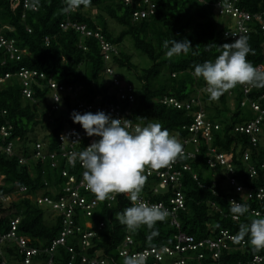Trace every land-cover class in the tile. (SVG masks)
<instances>
[{
    "label": "trees",
    "instance_id": "16d2710c",
    "mask_svg": "<svg viewBox=\"0 0 264 264\" xmlns=\"http://www.w3.org/2000/svg\"><path fill=\"white\" fill-rule=\"evenodd\" d=\"M27 1L29 6L25 7V0H0V36L8 42L12 40L18 49L13 53L6 46H0V177L4 178L0 192L12 193L16 191L15 188L26 186L25 194L34 197L38 194L49 195L55 200L65 193L67 177L61 173L62 166L52 171L47 159L44 161L33 158L31 148L44 142L47 144L45 148L53 149L57 146L58 136L64 128H82L70 118L71 110H80L81 113L90 111L78 110L79 102L87 104L98 101L101 97V104H120L125 119L142 123V126L148 122H158L170 134L177 131L184 135L187 130L182 127L189 124L191 116L184 109L168 106L159 99L164 95L189 101L195 98V102L191 101V108L198 109L202 105L205 116L220 125L221 130H214L212 140L218 151L228 152L234 144L241 143L244 148H252V157L245 161L243 157L234 154L231 159L232 172L224 171L220 167L209 169L206 164L208 144L202 141V154L193 167L199 173L203 185H198L190 173L186 174L183 191L187 194L188 208L180 211L178 215L180 225H173L171 216L167 215L165 220L155 223V236L151 235L152 229L144 225L135 231H129L116 220L115 213L130 206L131 202L126 194L117 193L109 205L106 200H100L90 215L77 207L73 219L76 227L67 240L68 245L76 248L77 256L72 264H80V255L83 254L88 258L83 264H96L92 263L95 259H104L108 264H124L121 258L130 257V254L122 257L119 250L124 247L126 235L133 239L127 246L133 252L147 247L161 248L171 245L175 241L174 235L180 230L201 239L216 236L221 228L227 229L234 235L235 240L231 241L232 247L224 249L220 256L223 264L261 252L262 248L257 249L250 244L247 234L240 236L238 233L242 224L246 225L251 219L257 218L258 215L253 210H262L259 216H264L263 203L234 194L232 190H225L221 183L228 175H234L247 187H264V168L259 169L252 178L246 172L247 163L264 160V140L259 142L260 147L256 149L250 146L248 135L234 131L236 124L253 117L252 110L241 105L243 91L240 87L233 89L235 105L232 107L225 93L220 94L216 101L210 100L203 91L205 81L193 74L196 64L213 60L219 54L218 46L234 41L223 36L224 23L220 21L214 6L218 0H156L154 13L145 18H134L133 12L143 7L136 1L128 3L125 0H77L72 7L68 6L67 0ZM239 4L252 14H260L264 20V0H240ZM93 9L98 13L93 14ZM66 21L71 25H84L91 34L81 33V30L73 26L63 28L61 23ZM114 21L121 26L119 30L113 26ZM95 32L101 38L95 36ZM263 32L260 21H250L249 31L245 34L250 47L246 59L253 66H264ZM175 39H187L191 47L187 53L170 57L166 55L163 42ZM102 40L111 45V49L106 51L108 57L102 48ZM132 47L149 59L148 66H142L139 59H134L135 52ZM19 54L20 57L17 58ZM107 67L113 68V74L118 76L124 90L114 85L113 74L105 72ZM116 67L134 73L137 86L125 80ZM24 71L29 72L27 77L20 75ZM106 77L110 82H106ZM24 80L29 82L30 97L23 92ZM50 81L65 89L59 92L58 103L53 101V95L57 91L50 86ZM127 84L132 86L129 92L126 91ZM69 87H73V90L67 92ZM123 92L126 94L125 98L122 97ZM129 93L134 96V101L129 100ZM261 93H264V87H254L250 96L255 98ZM261 101L264 102V99ZM56 104L58 107H54ZM39 128L43 131L39 132ZM9 145L12 146L11 153L7 150ZM21 158L24 161H20ZM77 167L78 165L68 167L69 172H77ZM214 179L217 183L212 185ZM153 182V177H144L140 194L151 202L161 199L167 202L168 195L153 196L150 184ZM210 187H216L217 193H213ZM24 193L15 200L0 199V234L11 230L12 220L20 217L18 233L28 236L30 244L42 249L35 255L33 264H44L50 256L44 250L59 235L62 227L61 216H51L48 208L37 205L35 200L23 195ZM230 196H236L240 203L247 205V212L237 215L236 219L230 212V205L225 201ZM212 199L221 206H212ZM100 222L104 223L103 227L88 238L85 249L81 252L82 234L97 229ZM241 241L245 242L244 249L239 248ZM0 247V264L6 257L14 258L22 264L25 253L20 252L17 244L0 241ZM199 251L203 252L201 258L197 255ZM70 254L66 245L58 246L53 259L59 264H69ZM183 256L187 258V264L217 263V259L205 247L185 252ZM174 257L176 256H172L169 261ZM137 264L154 262L151 256L145 261L137 260Z\"/></svg>",
    "mask_w": 264,
    "mask_h": 264
},
{
    "label": "built area",
    "instance_id": "2783aa9c",
    "mask_svg": "<svg viewBox=\"0 0 264 264\" xmlns=\"http://www.w3.org/2000/svg\"><path fill=\"white\" fill-rule=\"evenodd\" d=\"M16 1V0H15ZM128 3H132L133 1H136L138 5L143 6L140 9H137L133 12L134 18H145L150 15H152L156 9V0H125ZM240 0H218L215 2L214 6L217 9V14L219 17L224 18L223 21V36L224 38H230L232 40H235L238 38V35H245L249 31V23L251 20H257L261 22V28L264 29V20L260 16V14L255 13L252 14L249 10H246L240 6ZM25 7L29 6V2L25 0L24 2ZM32 7L35 8V5L32 4ZM61 26L63 28H67L69 26H73L79 30H81V33L85 34H91V31L87 30L84 25H77L72 24L69 21H66L65 23H61ZM235 33V35H233ZM264 33V32H263ZM95 36L100 37V35L95 32ZM101 38V37H100ZM46 43H48V38H46ZM102 48L105 51V56L108 57V54H106V51L111 49V45L108 42H103ZM0 46H6V48L9 51L17 52L18 49L15 48L13 45V41L11 40L8 42L3 36H0ZM24 50L21 52L23 53ZM12 53V54H13ZM17 58L20 57V54L16 56ZM261 68H264L263 65H258ZM105 72L107 74H113L114 70L111 67H107L105 69ZM33 73H36V71H33ZM29 72L24 71L23 73H20V75H23L24 77H27ZM40 75L43 76L41 73ZM51 80V79H50ZM113 83L115 86L119 87L121 90H124V86H121L120 81L118 80V76L113 74ZM24 89L23 92L26 94V96H31V90L28 88L29 82L24 80L23 82ZM50 86L55 88L57 92L53 95V101L58 103L60 101L59 92L65 91L64 87L62 85H59L58 83L54 81H50ZM243 91L244 98L241 100V105H246L247 108H250L253 112V117L249 119L248 121H245L243 123L236 124L234 126V131L240 134H246L249 136V144L253 148H259L262 140H264V102L261 100L264 99V93H261L257 95V97L252 98L250 96L251 91L253 90L254 86H250L247 84H241L240 87ZM77 90L79 88H76ZM132 86L131 84H127V90L131 91ZM73 90V87H69L66 91L69 92ZM222 93H225V95L228 98H231V105L234 106V100H233V87L230 89H227L223 91ZM221 93V94H222ZM122 97H126V94L123 92ZM130 101H134V96L129 93L128 95ZM59 100H57V99ZM164 102L173 105L180 106V102L177 101V99L173 97H165L163 99ZM192 102H195V98L191 99ZM191 101H187L185 103L186 108L191 107ZM200 102V100L198 99ZM54 107H58L56 104ZM64 108V107H63ZM77 109L81 110H102L106 112L107 114H110L114 118H120L127 120L129 129L141 126L140 123L132 122L131 120L125 119L123 113V108L118 103H105L101 104L100 101H97L96 103H87L79 102L77 104ZM129 112V110H127ZM126 113V112H125ZM190 135L189 137L185 138L183 140L182 150L184 153L183 158H177L173 162H170L167 166L153 169L150 166H144L142 169V174L144 176H151L154 178V186L151 189V192L153 195L156 194H162V195H168L167 200L168 202H165V200H159L151 202L149 198L145 199L142 195H139L140 198L148 203V204H157L161 206L163 209H166L168 212V216H171V223L173 225L179 226L180 222L178 220V212L180 209L185 208V199L183 191L181 190V184L183 180V173L184 172H190L192 178L198 182L199 185L202 186L197 174L192 170L191 163L189 161L194 160L197 158L198 154L201 153V142L204 141V143L209 144V142L213 139L214 136V130L219 129V125L215 123L210 118H207L205 116L204 108L202 105L196 110L194 117L192 118L190 124L187 126ZM5 134L7 132H4ZM78 134V135H77ZM64 136L65 139L62 140L61 137ZM86 134L82 130H77L75 128L70 129H64L62 133L59 135V151L57 152V156L64 160V162L71 167H75L78 165V172L77 173H71L67 169H62V175L67 176V182L64 185V194L60 196L57 200L53 199L49 195H42L38 194L36 197L33 195L25 194L24 191H26L27 187L23 186L19 188H15L18 193H24L23 195L31 197L34 199L38 204L44 205L48 208H51L55 210L58 215L61 216V229L59 232V235L52 241V244L49 248H46L45 251H47L50 254V258L47 261V264H59L58 262L54 261L53 254L54 251L58 246H64L66 245V248H68V251L70 254V259L68 260L69 264H72V262L76 259V248L73 245H68L67 240L69 238V235L73 233V229L76 227L74 224V216L76 214L77 207H80L82 210H84V213L86 215H90L93 212V208L95 207L97 201L95 199H89L87 198V192H91L85 185V183L82 181V173L84 169L82 168L79 159H75L72 162H69V156L75 153H78L81 151L84 147L89 146L94 140H97L95 136H91L86 139ZM240 147H241V143ZM191 145L192 148H188L187 146ZM43 147L42 143L36 144V152L34 154V157L36 159L38 158H45L44 153L42 152L41 148ZM239 147V151L242 153V157L245 161H248L251 157V147H245L241 148ZM264 148V144H263ZM7 150L10 152L12 150V146L9 145L7 147ZM208 152L210 151V155L207 158L206 163L211 168L221 167L224 168L226 171L232 172L233 169V163H232V157L234 156V151L231 150L229 153L227 152H220L215 147H211L208 145ZM11 153V152H10ZM51 157H55L54 153H51ZM20 161H24L22 158ZM258 161V160H257ZM57 161H52V166L57 165ZM264 168V160L261 162H249L247 163V169L246 172L248 173L249 177H254L257 174V171L259 169ZM233 188L234 193L239 194L240 196H244L248 199H256L263 203L264 205V187L259 186V188H253V187H247L243 185L241 181L238 180L237 177L234 175H228L226 180ZM46 183V182H45ZM47 184V183H46ZM3 186V180L0 178V187ZM113 198V195L110 196V199ZM0 199L4 201H8L13 199L11 193L2 194L0 192ZM230 201H237L240 203V201L236 198V196H230L227 199L228 204L230 205ZM255 215H260L262 213V210L255 209L252 211ZM238 216L233 214V218L236 219ZM20 219L18 217L14 218L11 222V230L6 232L5 234H0V241L1 242H8V243H14L17 244L20 252L25 253L24 261L26 263L31 262V257L35 254H38L40 250L37 247H34L33 245H30L28 242V238L18 233V223ZM104 223L100 222L97 229L86 231L82 234L80 244H82V250L85 249L84 245H86L88 238L95 235L97 230L101 229L103 227ZM78 228V227H77ZM175 242L171 245H164L161 248L159 247H147L143 249H139L133 252H130L127 248L128 244H131L133 242V239L131 236L126 235L124 244L120 250L119 255L129 256L132 258H135L136 261H145L147 258L151 257L153 258L154 264H159L165 255L174 257L173 260L169 261L168 264H187V258L183 256L185 252L193 251V250H199L202 249V247H205L209 250V252L212 253V257L214 259H217L216 264H223L220 261V256L222 255L224 249L231 248V241L235 240V237L232 233H230L227 229H222L216 236L212 237H204L201 239H197L193 234H189L186 232H177L174 235ZM245 242L241 241L239 244L240 249H244ZM1 247H0V253H1ZM198 257L201 258L203 256V252L199 251ZM81 262L80 264H83L84 262L88 261L87 256L80 255ZM92 263L96 264H108L104 259L99 260H92ZM229 264H264V248H262L261 252L254 253L251 257L245 258V259H238L234 262H231Z\"/></svg>",
    "mask_w": 264,
    "mask_h": 264
},
{
    "label": "clouds",
    "instance_id": "9594fccd",
    "mask_svg": "<svg viewBox=\"0 0 264 264\" xmlns=\"http://www.w3.org/2000/svg\"><path fill=\"white\" fill-rule=\"evenodd\" d=\"M67 3L69 7H72L77 3V0H67ZM233 35H235V33H233ZM163 47L167 50L166 55L171 57L173 55L187 53L189 48L191 47V44L187 39H184L182 41H177L175 39L173 41H164ZM217 51L219 54L213 60H205L203 63L196 64L193 71L195 77L202 78L205 81L203 91L207 93L210 100H215L223 91L230 89L237 84H247L257 88L264 87V68H261L260 66H253L246 59L247 55L250 52V47L246 35L239 34L238 38L233 42L224 43L223 45L218 46ZM165 97L169 98L172 96L164 95L159 100L168 106L184 109L191 116L192 120L196 108L192 109L191 107H185V103L189 99L179 100L173 97L177 99L178 102H180V106H177L166 103V101L164 102L163 99H165ZM230 99L231 98H228V103L230 106H232ZM98 101H100L101 103V97L98 98ZM96 102L97 101L91 103ZM95 111V113L91 112V110L81 113L79 111L73 110L70 113V118L72 119V121L74 123L80 124V126L82 127L80 129H75L84 131L87 135L86 140L88 136H97L99 137V139L96 137L97 140H94L89 146L84 147L78 153L70 155L69 162H72L75 159H79V162L84 169L82 173V181L91 191L87 192V198H89L90 200L95 199L97 201L95 207L93 208V211L99 204L100 200H106L107 204L109 205L112 201H114L117 193L126 194V198L131 202L130 206L123 208V210L120 212H116V220H118L122 225L126 226L129 231H135L141 225H144L148 229H152L151 235L155 236L157 234L154 229L155 223L157 221L165 220L168 212L161 206L157 204H148L140 198L139 195H142L140 194V192L144 184V177H149L142 174V169L146 165L150 166L153 169L161 168L167 166L170 162H173L178 157L182 159L184 156L182 150L183 140L190 135L187 126L191 121L189 122V124L182 127L183 130H187L184 135H180L177 131L173 134H170L168 129L164 128L158 122H148L145 126H142V123H140L141 126H136L129 129L127 120L114 118L110 114H107L102 110ZM70 128L71 127H66L64 129ZM219 130H221L220 125L219 129L215 131L217 132ZM62 131L60 132V134L62 133ZM61 139L64 140L65 137L62 136ZM212 140L208 145L217 149V147L213 145ZM59 142L60 140L58 139L57 146L50 150L48 148H45L47 144L42 142L43 147L41 148V150L46 154L44 153L45 158L38 159L44 161L47 159L48 166L52 171L60 166H62V169L65 168L69 171L68 167L71 166H68L64 162V160L57 156V152L59 151ZM233 146L234 147H231L227 153L233 150L235 155L238 154L239 157H242V153L241 151H239L240 144H234ZM187 147L192 148L191 145H188ZM241 148H244L243 145H241L240 149ZM31 150L33 158L36 159L34 157V154L37 150L36 146L31 148ZM50 153H54L55 157H51ZM201 154L202 151L198 154L197 158L189 161V163H191L193 171L195 167H193V165L197 164V160L198 158H200ZM210 154L211 153L209 151L206 157V161ZM52 161H57V165L52 166ZM207 166L209 169H213L208 164ZM222 169L225 171L224 168ZM194 172L199 178V173L196 171ZM207 172L209 173L208 170ZM188 173L191 174V171L183 173V180L181 184L182 191L185 176ZM213 173L215 174V172ZM206 175L208 176V174ZM0 178H2L4 184V178ZM226 180L227 178L222 179L221 184L223 185L224 183H227V190H232V192H234V188ZM154 182L150 183L151 189L154 186ZM200 182L201 184L203 183L201 180ZM216 183L217 182H215V179L212 180V185H215ZM211 188L212 187H210L209 189L211 190ZM211 191L213 193H217L218 190L216 187H214ZM11 194L14 200L19 196H22V194L17 192V190L12 192ZM183 194H185L184 191ZM111 195H113L112 199H110ZM186 195L187 194L184 195L185 208L180 209L177 216L180 214V211H186L188 208ZM227 199L228 198H226L225 201H227ZM34 202L41 207H46L44 205L38 204L36 201ZM210 204L215 207L218 205L221 206L214 199L210 201ZM48 209V212L51 213V216H55L56 214H58L55 210L51 208ZM221 210L224 212L223 208H221ZM230 212L234 215H242L247 212V205L239 203L237 201H230ZM18 218L20 219V217ZM180 231L185 232L182 230ZM244 234H247L249 236L250 244L254 246V248H264V216L258 215L257 218L251 219L248 224H242L239 228L238 235L242 236ZM25 237H27L29 241L30 238L28 236ZM28 243L30 244V241ZM33 246L42 251L40 247L35 245ZM35 255L31 257L32 260L30 263H26L24 261V258L21 263L33 264ZM49 258L50 256L45 260L44 264H47ZM7 260L8 259L6 257L1 264H4V262ZM124 264H137V261L135 258H125Z\"/></svg>",
    "mask_w": 264,
    "mask_h": 264
},
{
    "label": "rangeland",
    "instance_id": "374dc122",
    "mask_svg": "<svg viewBox=\"0 0 264 264\" xmlns=\"http://www.w3.org/2000/svg\"><path fill=\"white\" fill-rule=\"evenodd\" d=\"M92 12H94L93 14L98 13L96 9H93ZM219 19H220L221 22L224 21V18H222V17H219ZM112 24H113V26H114L117 30H119V29L121 28V26H120L117 22H115V21H114ZM127 44H131V43H127ZM132 48L134 49V47H132ZM133 51L135 52L134 59H139L140 62L142 63V66H148V65L150 64V61H149V59H148L147 57H145V56H143V55H140V54L138 53V51L135 50V49H134ZM137 53H138L139 55H138ZM116 70H117L118 72L121 73L122 77H123L125 80H128V81L132 82L134 85L137 86V79L135 78L134 73H132V72H130L129 70H127V69H125V68H122V67H116ZM106 82H110L109 79H108L107 77H106ZM239 87H241V84H237L236 86L233 87V89L236 90V89L239 88ZM242 98H244V96H243ZM215 101H216V100H215ZM72 111H73V110H71L70 113H71ZM76 111H77V110H76ZM79 112H80V110H79ZM40 130H42V129L39 128V132H40ZM42 131H43V130H42ZM205 174H208V173H205ZM223 186H224L225 190H227V186H228V184H227V183H224ZM165 256H166V257H164V259L160 262V264H167L168 261H169V259L171 258V257H169V256H167V255H165ZM125 258H130V257H125ZM125 258H121V261L124 262ZM7 259H8V260L5 261L4 264H20V263H19L16 259H14V258L9 259V258L7 257ZM210 264H212V263H210Z\"/></svg>",
    "mask_w": 264,
    "mask_h": 264
}]
</instances>
